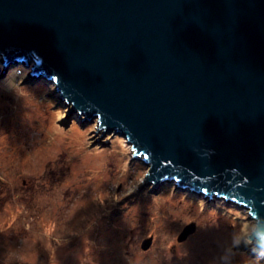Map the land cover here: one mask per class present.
Instances as JSON below:
<instances>
[{
    "label": "water",
    "instance_id": "water-1",
    "mask_svg": "<svg viewBox=\"0 0 264 264\" xmlns=\"http://www.w3.org/2000/svg\"><path fill=\"white\" fill-rule=\"evenodd\" d=\"M0 53L123 136L149 167L137 188L247 208L264 252V0H0Z\"/></svg>",
    "mask_w": 264,
    "mask_h": 264
},
{
    "label": "rangeland",
    "instance_id": "rangeland-1",
    "mask_svg": "<svg viewBox=\"0 0 264 264\" xmlns=\"http://www.w3.org/2000/svg\"><path fill=\"white\" fill-rule=\"evenodd\" d=\"M23 61L4 68L0 53V264H264L247 208L175 181L137 188L142 155L113 131L99 138L97 118L68 115Z\"/></svg>",
    "mask_w": 264,
    "mask_h": 264
},
{
    "label": "clouds",
    "instance_id": "clouds-1",
    "mask_svg": "<svg viewBox=\"0 0 264 264\" xmlns=\"http://www.w3.org/2000/svg\"><path fill=\"white\" fill-rule=\"evenodd\" d=\"M258 246H264V245H258Z\"/></svg>",
    "mask_w": 264,
    "mask_h": 264
},
{
    "label": "trees",
    "instance_id": "trees-1",
    "mask_svg": "<svg viewBox=\"0 0 264 264\" xmlns=\"http://www.w3.org/2000/svg\"><path fill=\"white\" fill-rule=\"evenodd\" d=\"M22 65H24V64L22 63Z\"/></svg>",
    "mask_w": 264,
    "mask_h": 264
},
{
    "label": "bare ground",
    "instance_id": "bare-ground-1",
    "mask_svg": "<svg viewBox=\"0 0 264 264\" xmlns=\"http://www.w3.org/2000/svg\"><path fill=\"white\" fill-rule=\"evenodd\" d=\"M253 251V250H252Z\"/></svg>",
    "mask_w": 264,
    "mask_h": 264
}]
</instances>
